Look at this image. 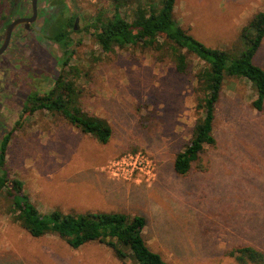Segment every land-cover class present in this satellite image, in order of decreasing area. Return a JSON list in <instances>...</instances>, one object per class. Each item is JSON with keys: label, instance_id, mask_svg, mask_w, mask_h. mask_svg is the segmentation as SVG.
Here are the masks:
<instances>
[{"label": "rangeland", "instance_id": "1", "mask_svg": "<svg viewBox=\"0 0 264 264\" xmlns=\"http://www.w3.org/2000/svg\"><path fill=\"white\" fill-rule=\"evenodd\" d=\"M67 2L81 18L71 60L83 73L77 80L81 104L106 118L113 135L104 144L61 114H27L25 138L10 149L9 176L23 181L42 213L58 208L145 216L146 241L171 264H235L226 251L241 245L264 251V109L253 107L251 83L226 77L215 112L217 145L202 156L208 170L179 175L174 159L198 118L194 75L203 62L192 55L190 72L181 74L170 59L158 61L139 46L106 53L85 27L99 11L113 15V0ZM259 10L264 0H177L175 17L206 45L239 53L245 49L239 32ZM253 62L264 68V42ZM137 152L152 159V173L133 179L111 173L114 159ZM0 264L135 262L131 256L119 260L98 241L74 249L57 235L33 237L14 221L4 191Z\"/></svg>", "mask_w": 264, "mask_h": 264}, {"label": "trees", "instance_id": "2", "mask_svg": "<svg viewBox=\"0 0 264 264\" xmlns=\"http://www.w3.org/2000/svg\"><path fill=\"white\" fill-rule=\"evenodd\" d=\"M176 4L177 0H113V15L99 11L91 16L92 21L85 29L92 31L106 53L115 48L139 46L153 52L158 61L170 59L181 74L190 72L192 55L203 62L194 75L198 118L191 138L174 159L176 173L187 176L192 169L208 170L202 156L217 145L215 112L227 76L250 82L256 92L253 107L259 111L264 109V68L253 62L264 42V10L255 12L242 26L238 39L245 44V49L235 53L232 49L208 46L181 26L175 17ZM127 6L133 10L123 16L120 9ZM56 36L62 40L60 33ZM71 70L68 72L64 67L52 91L43 96L33 94L35 104L28 110L31 114L38 110L61 114L82 133L106 144L113 128L106 118L82 106L77 80L83 73L78 66H71ZM4 191L10 198L14 221L33 237L57 235L74 249L98 241L111 248L121 261L131 256L135 264H171L146 241L147 218L143 215L125 211L64 212L58 208L42 213L25 192L23 181L9 176L0 162V194ZM226 255L235 264H264V251L252 245L234 247Z\"/></svg>", "mask_w": 264, "mask_h": 264}, {"label": "flooded vegetation", "instance_id": "3", "mask_svg": "<svg viewBox=\"0 0 264 264\" xmlns=\"http://www.w3.org/2000/svg\"><path fill=\"white\" fill-rule=\"evenodd\" d=\"M67 1L0 0V162L6 170L11 147L25 138L32 95L55 89L64 67L72 71L74 33L82 27Z\"/></svg>", "mask_w": 264, "mask_h": 264}, {"label": "built area", "instance_id": "4", "mask_svg": "<svg viewBox=\"0 0 264 264\" xmlns=\"http://www.w3.org/2000/svg\"><path fill=\"white\" fill-rule=\"evenodd\" d=\"M153 170V161L144 152L124 154L114 159L110 165V171L114 176L125 179H133L142 174H150Z\"/></svg>", "mask_w": 264, "mask_h": 264}, {"label": "water", "instance_id": "5", "mask_svg": "<svg viewBox=\"0 0 264 264\" xmlns=\"http://www.w3.org/2000/svg\"><path fill=\"white\" fill-rule=\"evenodd\" d=\"M36 3H37V0H34V5H36ZM14 25H11L9 29H11Z\"/></svg>", "mask_w": 264, "mask_h": 264}]
</instances>
